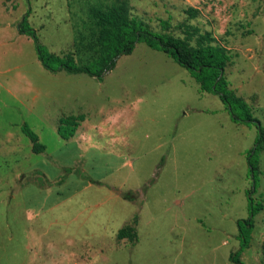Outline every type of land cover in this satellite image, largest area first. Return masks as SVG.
Returning a JSON list of instances; mask_svg holds the SVG:
<instances>
[{
  "label": "rangeland",
  "instance_id": "obj_1",
  "mask_svg": "<svg viewBox=\"0 0 264 264\" xmlns=\"http://www.w3.org/2000/svg\"><path fill=\"white\" fill-rule=\"evenodd\" d=\"M118 1L0 0V264H235L251 198L263 210L240 259L264 264V150L255 190L247 161L255 126L144 43L98 80L46 70L19 32L27 18L49 52L87 64L91 8ZM128 2L154 32L224 47L229 88L264 128V0ZM73 115L85 120L66 140L58 129ZM128 225L135 242L117 239Z\"/></svg>",
  "mask_w": 264,
  "mask_h": 264
},
{
  "label": "trees",
  "instance_id": "obj_2",
  "mask_svg": "<svg viewBox=\"0 0 264 264\" xmlns=\"http://www.w3.org/2000/svg\"><path fill=\"white\" fill-rule=\"evenodd\" d=\"M90 17L93 39L90 48L94 56L87 64H79L73 57H60L49 52L40 43L36 30L29 25L27 18L21 24L19 32L34 40L39 61L52 73L64 71L72 75L86 74L102 80L116 67L121 57L131 55L140 43L173 58L191 73L200 84L202 92L213 93L220 98L233 122L252 125L258 129L256 146L249 152L247 159L255 190L258 187L260 154L264 150V128L261 121L254 116L251 106L229 88L224 76L230 61L227 50L220 45H214L215 40L209 35L210 38L201 36L199 45L193 46L189 41L175 37L169 32H154L145 21L132 15L128 0H119L105 9L93 7ZM84 120L82 115L62 118L59 134L66 140L73 138ZM23 132L32 141L34 153L45 152L46 147L40 144L38 136L27 125L23 127ZM262 210V205L255 204L252 198L249 200V218L238 221L241 247L239 251L231 254L230 260L233 263L244 264L240 254L249 248L254 218ZM117 239L135 242L137 233L128 225L118 232Z\"/></svg>",
  "mask_w": 264,
  "mask_h": 264
}]
</instances>
